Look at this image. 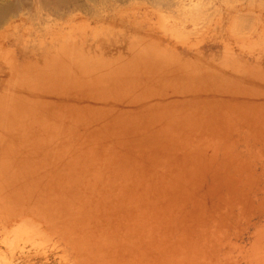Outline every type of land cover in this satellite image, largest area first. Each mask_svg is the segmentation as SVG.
I'll return each instance as SVG.
<instances>
[{"label": "bare ground", "instance_id": "obj_1", "mask_svg": "<svg viewBox=\"0 0 264 264\" xmlns=\"http://www.w3.org/2000/svg\"><path fill=\"white\" fill-rule=\"evenodd\" d=\"M140 1L150 0L0 5V255L10 253L7 264L33 256L50 264L64 248L78 264H264V227L245 246L228 224L233 217L249 224L235 200L256 180L235 151L243 140L264 148V66L196 55L199 40L182 43L189 54L175 53L153 30L144 34ZM219 11L216 27L225 7ZM210 19L197 25L209 27ZM22 27L29 48L18 52L8 37ZM26 107L29 125L17 118ZM240 164L243 174H234ZM25 171L35 179L32 191L19 177ZM40 195L47 198L38 203Z\"/></svg>", "mask_w": 264, "mask_h": 264}, {"label": "rangeland", "instance_id": "obj_2", "mask_svg": "<svg viewBox=\"0 0 264 264\" xmlns=\"http://www.w3.org/2000/svg\"><path fill=\"white\" fill-rule=\"evenodd\" d=\"M211 1L210 0H199V1L198 0H166V1L165 0H159V1L158 0H150L149 2L148 1H140V2H138V7L140 8L139 10H142V11L137 16L139 18L141 17V19L143 18L144 20H146L148 22L147 28L145 29L144 34L148 33L149 30H153L154 33L157 34L163 40L165 45L168 46L170 44L169 46L172 49L174 48L173 51L175 53L184 54V55L189 54V52H190L189 49L185 48V46L182 43L187 42L186 44L194 45L197 43L196 41L199 40L202 43V46L193 51V53L196 55L208 53L210 55L218 56L220 58V61H223V62L242 61L244 63L243 65L247 64L249 67L251 66L252 68H257V67L259 68V66H257V65L261 66V64L264 66V0H252V1L251 0H231V2L227 1V0L226 1L225 0H215V7H213L212 4H211L212 6L210 5ZM13 2H15V0H0V5L9 4V3L11 4ZM28 4L32 8L31 1L28 2ZM143 4L146 6H144ZM140 5H142V6L140 7ZM221 7H225L224 17L222 18L223 23L220 26L216 27L215 26L217 24L216 22H218L219 18L221 17L218 14V12L220 13L219 9ZM144 8H145V10H144ZM207 8H209V9H207ZM199 9H200V11H199ZM217 9H218V12H216V13L218 15L215 13V11ZM167 10L170 12H167ZM32 11L35 12L36 10H34L32 8ZM144 11H145V13H144ZM154 11L156 13H154ZM212 12H214L216 15ZM121 13H122V11H121ZM118 14H119V12H118ZM118 14H117V17H118ZM206 15H207V17H206ZM164 16H165V18H164ZM202 16H204V17H202ZM160 17H162L164 19H162V18L160 19ZM210 17H211V19H210ZM131 18H133V17H131ZM131 18H129L130 20L129 19L128 20L126 19V21L124 20V22L126 24L125 25L126 30H128L129 24L132 21ZM201 19H202V21L210 19L211 22H207L210 24V26L208 27V25H207L206 28L201 29V27L197 25V23L200 22ZM240 19H241V21H240ZM162 20L164 22L158 26L157 22L162 21ZM215 20H216V22H215ZM255 21H256V23H255ZM194 22H196V23H194ZM117 24H119L118 19H117ZM119 26H121V25H119ZM249 27H252V28H249ZM24 29H23V27L18 29V35L16 33H14L17 36L14 37V35L12 34V36L8 37V42H9V40L12 39L9 42L10 44L18 46V48L20 47L19 44L21 45V47L18 49V52H19V50L21 51L23 49L26 51L29 48V44H27L28 42L26 40L27 38H22V34L20 33V32H26V28H24ZM260 29H263V31L262 30L260 31ZM251 30L253 31L252 33L250 32ZM165 32H167V33H165ZM253 33H255V34H253ZM186 34H188V35H186ZM13 37L16 39H13ZM201 39L202 40L204 39V42H202ZM222 39H225L228 43L222 41ZM22 40H24L25 43ZM179 41H183V42L178 43V44H174V43L179 42ZM166 43H168V44H166ZM224 43H225V45H223ZM243 44H250V45L256 46V49H255V51L252 50L253 52L251 50H244V47H242ZM25 45H26V47H25ZM128 48H130V47H128ZM227 49H229V50L227 51ZM123 50L125 51V49H123ZM246 51H248V52H246ZM27 53H29V52H27ZM25 56L29 57V59H33V57H31V55L27 56V54H26ZM35 58H36V55H35ZM29 59L26 58L25 60L29 61ZM21 60H22V58L20 57L19 62H20V64H23V62H22L23 60L22 61ZM41 63L42 62H40V64ZM34 67H36V66L35 65L33 66V68H32L33 70L36 69ZM25 71L28 72V70H25ZM256 73H257V71H256ZM259 75L257 74V76H259ZM260 76H259L260 78L258 77L259 79H261V80L264 79L262 77V75H260ZM6 77L7 76H5L4 78H6ZM18 82H19V79H18ZM34 95L37 96V94H34ZM38 100L39 99H37V101ZM24 102L25 101H22V103H24ZM27 111L32 112V110H30V108H27V107L24 109L22 108L20 110L18 109V111H17V113L19 114V115L17 114V116H18L17 118L19 120L22 118L20 122L23 125H26L29 122V120H28L29 116H27L29 114V112L27 114ZM21 115H24V116L21 117ZM29 115H31V113ZM25 121H26V123H24ZM23 125L21 126L20 131L17 130V132H19L18 134L24 133V132H21V129L23 130ZM28 125H29V123H28ZM235 155L237 156V158L240 161L243 162V163H241L242 165L248 164L251 166V168L253 169V172H254L255 180H256V184L254 185V188L252 191L245 188L244 192H242L240 197L235 200L236 204L242 206L245 214H246V208L248 209L246 215L248 217L249 224L243 223L244 221L238 217H233V219L231 218L228 221L229 227L237 226L236 227V234L235 233L233 234L234 239H235V243H239V244L247 246L248 244H251L252 242H254L255 236H256V230L264 227V148L254 145L249 140L248 141L243 140L238 145V148L235 151ZM24 158L27 160L29 158V160H30V158H32V156L31 157L30 156L29 157H23V159ZM241 164H240V167H238V169L242 167ZM26 165H27L28 170H31L32 166L29 167L30 166L29 162ZM232 172L234 174H238V175H240V173H241V175L243 174L242 168L239 172L236 170H233ZM31 173L30 172L27 173V171H25L24 172L25 175H23V177H21L22 175L19 174L20 175L19 177L21 178V180H24L27 185L31 184L30 186H32V187H30L28 185V187L30 189L25 188L26 191H28V190L32 191V188L34 187L32 184L34 183L33 181H35V179L33 178V176L31 177V175H32ZM47 174H48V172H47ZM225 175L226 174H224L223 176H225ZM246 176H247V173H246ZM27 177H29V178H27ZM47 178H48V176L46 177V179ZM30 179L31 180L34 179V180L31 181ZM37 180H38V178H37ZM27 181H28V183H27ZM223 181H231V180H225L224 179V180H222V182ZM240 181L243 183V185L248 184V183H252L251 180L248 181L246 179H241V178H240ZM46 182H48V179ZM39 186H40V183L37 184V188H39ZM47 195H48V193H47ZM26 197H27V200L29 198L31 199L30 195L26 196ZM39 197H43V196L40 195ZM39 197H38V203H39V201L41 203V200L47 198L45 195L43 198H39ZM21 198L23 200L22 196L19 197V199H21ZM25 200H26V198H25ZM227 201H229L228 197L225 198V200L222 204V209L225 208V205L227 207V203H226ZM42 205H44V204H42ZM39 207H40V205L37 206V208H39ZM220 216H221V214H219V217ZM232 220H233V222H232ZM232 231H233V229L231 228V232ZM234 231H235V228H234ZM22 239L24 241H26L25 236ZM18 240L19 239L17 238V243L18 242L19 243L24 242L23 240H19V241ZM64 249L66 250L65 252L61 253L60 255L59 254L54 255V258H52L50 264H78V259L75 256L74 251L71 248H69V249L64 248ZM221 253H223L222 258L225 257L224 250H221ZM62 256H63V258H62ZM9 258H10L9 252L5 253L2 256L0 255V264H7V262H9L11 260ZM45 262H46L45 259H41V258L35 259L33 256V258L27 260L25 262V264H46ZM16 263L19 264L18 261H16L13 264H16Z\"/></svg>", "mask_w": 264, "mask_h": 264}]
</instances>
